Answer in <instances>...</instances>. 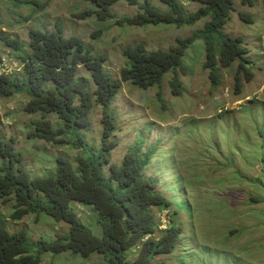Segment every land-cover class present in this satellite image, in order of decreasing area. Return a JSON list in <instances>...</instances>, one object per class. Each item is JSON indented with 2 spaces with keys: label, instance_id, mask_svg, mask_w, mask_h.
I'll list each match as a JSON object with an SVG mask.
<instances>
[{
  "label": "rangeland",
  "instance_id": "374dc122",
  "mask_svg": "<svg viewBox=\"0 0 264 264\" xmlns=\"http://www.w3.org/2000/svg\"><path fill=\"white\" fill-rule=\"evenodd\" d=\"M0 0V35L14 40L28 52L30 32H60L76 37L94 56L104 57V70L119 83L110 111L116 118L111 161L120 164L129 147L142 144L141 154L154 149L144 176L157 182V191L173 200L174 208L153 209L158 230L171 225L182 228L175 253L157 256L154 262L166 264H264V4L262 0H232L234 11L219 33L240 37L246 49L249 82L238 63L228 69L216 66V83L204 68V44L196 40L182 58V68L169 72L159 87L141 90L120 80L126 62V47L142 44L147 51L167 50L178 39L201 31L209 18L193 25L118 27L113 21L99 22L94 17L78 20L75 16L90 8L86 0ZM143 2L144 0H138ZM164 9L158 0H148ZM186 15L199 9L197 3L177 0ZM118 17H134L138 10L122 0L111 7ZM242 13L252 23L238 18ZM217 40L218 36L214 35ZM216 44V43H215ZM19 53L3 47L0 40V69L11 78L20 77ZM78 79L93 84L79 67ZM176 75L180 94L172 95L169 83ZM237 86V87H236ZM27 99L21 95L0 97V137L14 139L31 178H42L54 170L57 157L76 168V158L85 150L72 146L71 138L49 144L29 139L39 114L22 109ZM101 107L89 114L90 128L85 133L87 148L99 147ZM55 128L54 116H47ZM81 139L78 140L80 142ZM107 173V168L104 169ZM188 207L181 209L182 204ZM12 201H0V213L9 217ZM179 208V209H178ZM86 227L93 228L94 214L80 204L72 207ZM175 209L181 210L178 214ZM8 230H27L29 240L48 243L68 233V226L45 216L27 215L22 220L8 219ZM95 231V230H94ZM160 232L156 233V236ZM130 259L134 256L130 255ZM42 264H102L99 256L89 259L69 253L42 256Z\"/></svg>",
  "mask_w": 264,
  "mask_h": 264
},
{
  "label": "trees",
  "instance_id": "16d2710c",
  "mask_svg": "<svg viewBox=\"0 0 264 264\" xmlns=\"http://www.w3.org/2000/svg\"><path fill=\"white\" fill-rule=\"evenodd\" d=\"M86 1L90 8L77 14L76 19L114 20L118 27H181L193 25L201 18L210 19L201 31L178 39L167 50L147 51L142 44L126 47L122 52L126 65L119 72L122 82L141 90L159 87L166 74L183 69L182 58L196 40L204 44V68L210 71L212 84L216 83V66L228 69L235 62L236 78L241 73L246 82L252 78L242 39L219 33L234 11L232 0H186L200 6L192 15H186L177 0H158L163 10L148 0H124L138 12L134 17L123 18L111 11L122 0ZM238 18L252 23L248 15L239 13ZM28 38L29 51L25 52L18 42L0 35L4 48L19 53L21 65L20 77L0 76V97L24 96L27 102L22 111L41 116V120L33 123L29 139L56 144L69 136L73 147L85 151L76 158L75 169L66 159L57 157L52 173L31 178L22 154L15 149L14 139L5 141L0 137V201L13 203L8 218L0 213V264H42L43 255L64 253L86 260L97 255L102 264H166L154 260L175 253L182 228L171 225L159 231L153 209H171L175 204L157 191L154 179L144 176L154 149L141 154L140 143L126 150L120 164L111 161L110 153L116 147L112 139L116 118L110 105L119 83L104 70V57L93 56L78 38H66L58 31L30 32ZM79 67L88 74L93 91L78 79ZM169 86L172 95L180 94L176 75ZM95 106L101 107L103 116L99 147L94 151L81 142H85V133L90 128L89 114ZM47 116L55 117V128ZM77 204L94 214V229L78 220L72 209ZM184 207L188 206L184 203L181 209ZM178 209L175 211L181 214ZM27 215L45 216L66 224L68 233L51 243L44 240L33 243L26 229L8 230V219L16 222ZM157 232L160 235L156 236ZM130 255L134 258L130 259Z\"/></svg>",
  "mask_w": 264,
  "mask_h": 264
},
{
  "label": "built area",
  "instance_id": "2783aa9c",
  "mask_svg": "<svg viewBox=\"0 0 264 264\" xmlns=\"http://www.w3.org/2000/svg\"><path fill=\"white\" fill-rule=\"evenodd\" d=\"M1 75H6V74L2 73V72H1V69H0V76H1Z\"/></svg>",
  "mask_w": 264,
  "mask_h": 264
}]
</instances>
